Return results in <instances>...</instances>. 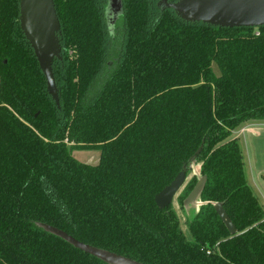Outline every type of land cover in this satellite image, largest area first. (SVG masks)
<instances>
[{"label": "trees", "instance_id": "obj_1", "mask_svg": "<svg viewBox=\"0 0 264 264\" xmlns=\"http://www.w3.org/2000/svg\"><path fill=\"white\" fill-rule=\"evenodd\" d=\"M19 1L0 0V264H108L43 225L143 264H264V211L233 135L264 121V25L188 22L159 0H121L111 32L107 0H53L57 106ZM191 162L180 204L202 182L188 239L154 196Z\"/></svg>", "mask_w": 264, "mask_h": 264}, {"label": "water", "instance_id": "obj_2", "mask_svg": "<svg viewBox=\"0 0 264 264\" xmlns=\"http://www.w3.org/2000/svg\"><path fill=\"white\" fill-rule=\"evenodd\" d=\"M157 5L161 11L168 8L172 9L182 20L188 22H202L220 27H259L264 25V0H159ZM121 13V0H107L105 16L111 32H113L114 24ZM19 25L34 51L46 80L47 91L58 106V89L52 64L54 59L60 57L61 53L58 36L60 22L53 0H20ZM185 178V172L179 171L174 179L154 196L155 203L159 207L169 206L182 187ZM201 182L202 178L196 185L198 186L197 192H199ZM217 210L226 222L227 218L223 209L218 207ZM43 227L68 241L74 247L108 264H143L125 256L82 243L56 227L50 225H43Z\"/></svg>", "mask_w": 264, "mask_h": 264}, {"label": "crops", "instance_id": "obj_3", "mask_svg": "<svg viewBox=\"0 0 264 264\" xmlns=\"http://www.w3.org/2000/svg\"><path fill=\"white\" fill-rule=\"evenodd\" d=\"M233 135L240 146L247 183L264 211V121L243 124Z\"/></svg>", "mask_w": 264, "mask_h": 264}, {"label": "rangeland", "instance_id": "obj_4", "mask_svg": "<svg viewBox=\"0 0 264 264\" xmlns=\"http://www.w3.org/2000/svg\"><path fill=\"white\" fill-rule=\"evenodd\" d=\"M212 69L216 75L219 74L218 67L216 63L213 62L212 64ZM240 127H238L236 130H238ZM72 155L77 158V160L91 164L88 162H91V160L95 159V161L92 164H96L99 159H100V151L93 149V150H85V149H75L72 152ZM87 160V161H85ZM198 175V164L195 162L190 163V171L186 175L185 181L182 185V187L179 189L177 194L174 196L173 201L171 203L173 209L176 211L179 221H180V226L186 235V238L190 239V233L189 230L187 229V224H186V219L189 217V215H192L193 211L199 204L197 201V194H198V186H195L190 190L189 195H187L182 201L183 203L180 204L179 202V197L181 195H184V192L186 190V185L190 182V180L195 176ZM227 225L231 228L232 225L228 219H226Z\"/></svg>", "mask_w": 264, "mask_h": 264}]
</instances>
